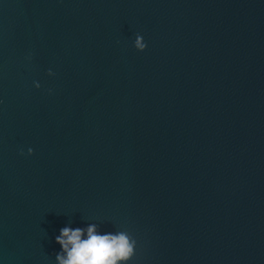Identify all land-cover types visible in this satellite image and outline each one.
<instances>
[{
  "label": "water",
  "instance_id": "1",
  "mask_svg": "<svg viewBox=\"0 0 264 264\" xmlns=\"http://www.w3.org/2000/svg\"><path fill=\"white\" fill-rule=\"evenodd\" d=\"M90 225L264 264V0H0V264Z\"/></svg>",
  "mask_w": 264,
  "mask_h": 264
},
{
  "label": "clouds",
  "instance_id": "2",
  "mask_svg": "<svg viewBox=\"0 0 264 264\" xmlns=\"http://www.w3.org/2000/svg\"><path fill=\"white\" fill-rule=\"evenodd\" d=\"M135 47L141 51L147 47L142 36H137ZM36 87H40L38 82ZM28 151L31 153L33 149ZM86 231L87 238L82 239L84 229H61V234L56 237L64 249L57 255L59 264H117L118 261L130 260L135 254L136 242L125 232L101 235L95 225H90Z\"/></svg>",
  "mask_w": 264,
  "mask_h": 264
}]
</instances>
